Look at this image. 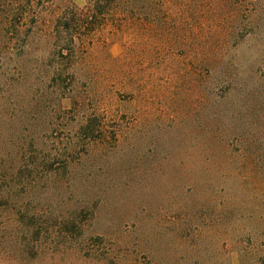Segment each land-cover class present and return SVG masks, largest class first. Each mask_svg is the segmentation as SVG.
Segmentation results:
<instances>
[{
  "label": "rangeland",
  "instance_id": "rangeland-1",
  "mask_svg": "<svg viewBox=\"0 0 264 264\" xmlns=\"http://www.w3.org/2000/svg\"><path fill=\"white\" fill-rule=\"evenodd\" d=\"M104 1L0 0V264H264V0Z\"/></svg>",
  "mask_w": 264,
  "mask_h": 264
},
{
  "label": "trees",
  "instance_id": "trees-1",
  "mask_svg": "<svg viewBox=\"0 0 264 264\" xmlns=\"http://www.w3.org/2000/svg\"><path fill=\"white\" fill-rule=\"evenodd\" d=\"M86 1H91V0H86ZM93 1V0H92ZM109 2H110V0H105L104 1V4H107V5H101L100 4V2L99 3H97L96 4V6H94L95 8H94V13H95V15H97V16H102V15H104V13L106 12V9H107V6H108V4H109ZM72 17V19L74 20L75 19V21H77L78 23L79 22H81L79 19L78 20H76V18H74V17H76V16H71ZM89 17V16H88Z\"/></svg>",
  "mask_w": 264,
  "mask_h": 264
}]
</instances>
